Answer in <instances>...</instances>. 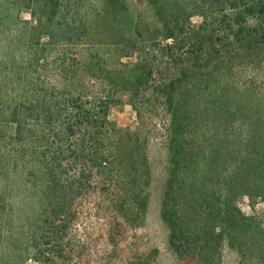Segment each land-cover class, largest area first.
I'll use <instances>...</instances> for the list:
<instances>
[{"label": "rangeland", "instance_id": "1", "mask_svg": "<svg viewBox=\"0 0 264 264\" xmlns=\"http://www.w3.org/2000/svg\"><path fill=\"white\" fill-rule=\"evenodd\" d=\"M253 1L0 0V264L55 257L54 219L71 206L79 218L65 243L89 249L69 252L66 264H109L110 253L111 264L180 263L162 219L171 91L192 102L184 123L193 156L182 169L180 213L199 241L195 264H264V19L248 10ZM18 94L47 111L25 113L30 122L20 137L9 122L24 108ZM77 100L107 114L118 172L126 174L122 160L138 150L136 140L148 158L151 176L141 182L148 207L140 218L129 207L128 221L117 211L128 231L115 248L103 240L112 219L102 211L108 194L85 196L81 187L88 171L77 136L102 132L82 123L68 136L61 125L77 114ZM55 104L67 117L48 119Z\"/></svg>", "mask_w": 264, "mask_h": 264}, {"label": "trees", "instance_id": "2", "mask_svg": "<svg viewBox=\"0 0 264 264\" xmlns=\"http://www.w3.org/2000/svg\"><path fill=\"white\" fill-rule=\"evenodd\" d=\"M253 2L254 3L251 4L250 9L248 8V10H255V13H253L259 14L262 19H264V0ZM257 9L259 10L257 11ZM236 16L237 19H241L242 13L240 14L237 12ZM174 37L175 34H170L168 36L169 39H174ZM40 60L41 59H38V61ZM154 67V62L150 63V69H152H146L147 77H151L153 75L152 70H154ZM171 92H167L166 94V102L169 104L168 108L171 112L172 133L169 142L171 176L167 183L166 195L163 201L162 219L170 229V245L179 257V264H195L200 255V252L196 248L199 241L197 239L193 240L194 243L191 241V235L183 227L180 213V199L183 191L181 183L186 180L185 172L183 173L182 169L187 168L186 158L191 159L193 156L191 151L192 138L190 139V132L184 123V119L187 118L186 113L191 109L192 102L189 97L187 98L184 96L183 98L177 100L176 96H174ZM18 99L24 108L20 109L16 107L10 114L11 119L9 122L11 121V123L16 127V135L17 137H20L26 130L25 123L27 122L29 124L30 122L28 120L29 116H24L25 113H31L34 111L38 113L43 112V115L45 116L47 115V111L45 106L42 108H40L41 106L34 105L28 107L26 104L28 102L26 101H28L29 98L25 94H18ZM80 101L81 100H77L75 102V104L79 106L76 109L77 111L75 110L77 114L75 112H71L70 116L67 117V111H63V116L67 118L62 121L61 125L64 129L63 132L68 136L76 137L78 134L76 129H79V125L82 123L89 127L93 126L91 127L93 129H96L97 127L99 133L102 132V138L92 136L90 134V137L87 136L79 140V135L77 136L76 140L80 141L79 144H81L82 148L81 155L84 161L82 166L85 171H88L87 176H85V184L81 187L85 186V194H83L85 196H88L91 193H99L100 191L108 194L110 200L107 201H109V204L107 207L102 208V211L105 212V217L108 214L112 215V219L110 221L111 224L109 231H107V236H104L103 240L107 241V239H109V242L112 243V248H115L120 245V240L128 231L125 224H120L118 219L119 213L123 214V218L128 221L130 214L127 213V209H129V207L134 209L132 213L136 218H140L148 207L149 197L145 194L146 192L144 186L141 183L146 180V176H148L149 179L151 176L150 170L147 167L148 158L145 156L144 152H141L142 146H140V141L136 140L135 147L138 150L126 155L125 160H122V163L125 164L122 170L126 172L124 178L121 174L122 171L118 172L115 166V164H119V156L115 155V153H111L108 148L109 146L111 148L116 147L111 146L109 141L106 142L107 138H110L109 134L111 133V130H106L108 123L106 117L107 114L102 117V115L96 112V110L91 111V109L85 108L87 106L82 104ZM52 106L55 107H52V114L48 111V119L54 118L55 116L59 118L63 113L61 104H55ZM81 116L87 119L81 121ZM85 133L87 134L93 132L89 131ZM43 159V162L47 164V158ZM52 173L54 172L52 171ZM92 177L94 178V181L92 180ZM126 177H132L131 181H125ZM53 187L56 188V185H53ZM125 187H128V191L124 189ZM192 187H194V183L192 184ZM80 191V189H77L76 196L82 195ZM215 194L217 195V192H215ZM109 195H111V197ZM130 199L132 200V203H129ZM80 207H82V205ZM75 209H77V207H75ZM117 211H119V213ZM78 215V212L73 209V206H71V210L68 214L60 217L59 219H54V235L55 237L60 238V242L58 243L56 253H54L56 256H51V258L47 259L46 264H66L69 252L72 255L74 251H80L81 253L84 252V250L88 251L89 248L87 247H89V243L87 242H83L81 244L76 242L65 243L68 230L73 228L76 220L79 218ZM238 223V220L233 222V229L235 228L234 224L237 226ZM110 251L108 250V253H110ZM86 255H88V257L86 256L87 259L82 260L84 263L85 261L90 262V259L92 258L90 253H87ZM104 257L107 259L109 264L114 263L117 260V257L111 255V253Z\"/></svg>", "mask_w": 264, "mask_h": 264}]
</instances>
